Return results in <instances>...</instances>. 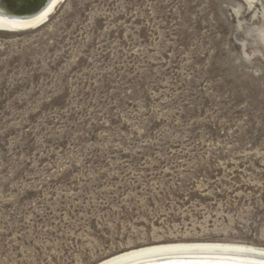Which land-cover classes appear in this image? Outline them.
Listing matches in <instances>:
<instances>
[{
    "label": "rangeland",
    "instance_id": "rangeland-1",
    "mask_svg": "<svg viewBox=\"0 0 264 264\" xmlns=\"http://www.w3.org/2000/svg\"><path fill=\"white\" fill-rule=\"evenodd\" d=\"M264 248V0H61L0 31V264Z\"/></svg>",
    "mask_w": 264,
    "mask_h": 264
},
{
    "label": "bare ground",
    "instance_id": "bare-ground-1",
    "mask_svg": "<svg viewBox=\"0 0 264 264\" xmlns=\"http://www.w3.org/2000/svg\"><path fill=\"white\" fill-rule=\"evenodd\" d=\"M0 0V31L17 33L33 30L47 22L61 0ZM158 258L181 259L163 264H264V248L238 243L186 242L167 243L131 249L96 264H141Z\"/></svg>",
    "mask_w": 264,
    "mask_h": 264
},
{
    "label": "water",
    "instance_id": "water-1",
    "mask_svg": "<svg viewBox=\"0 0 264 264\" xmlns=\"http://www.w3.org/2000/svg\"><path fill=\"white\" fill-rule=\"evenodd\" d=\"M49 0H43L42 5L39 8H43L45 4L48 3ZM174 261H183V262H189L191 259L189 258H181V259H163V258H158L156 261H153L151 263H141V264H163V263H168V262H174Z\"/></svg>",
    "mask_w": 264,
    "mask_h": 264
}]
</instances>
